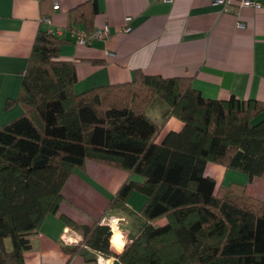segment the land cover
Segmentation results:
<instances>
[{"label":"trees","instance_id":"trees-1","mask_svg":"<svg viewBox=\"0 0 264 264\" xmlns=\"http://www.w3.org/2000/svg\"><path fill=\"white\" fill-rule=\"evenodd\" d=\"M48 1L40 0L43 22ZM99 11L97 0H86L70 9L68 26L84 23L91 34ZM66 42L38 29L20 93L6 104L24 109L0 125V264H25L31 235L58 212L69 177L90 161L128 172L107 210L138 219L124 245L103 216L86 224L66 217L82 233L78 244H63L69 254L95 260L98 252L123 264H264V199L246 191L264 175V100L206 96L190 76L142 69L78 90L77 66L61 53ZM153 108L160 121L148 113ZM172 115L183 127L158 141ZM208 162L247 180L219 184L205 172ZM133 191L145 195L136 212L128 204Z\"/></svg>","mask_w":264,"mask_h":264},{"label":"crops","instance_id":"crops-1","mask_svg":"<svg viewBox=\"0 0 264 264\" xmlns=\"http://www.w3.org/2000/svg\"><path fill=\"white\" fill-rule=\"evenodd\" d=\"M85 1H48L43 9L49 11L51 22H43L40 0H0V125L24 109L20 103L6 104L20 93L23 71L42 25L69 40L62 45L61 53L77 66L78 90L127 81L134 78L136 69H142L163 77L190 76L194 86L206 96L264 100L263 8L243 7L235 13L213 0H97L100 11L90 33L106 25L109 33L100 38L93 36L81 44L74 33L87 30L84 23L68 26L69 11ZM239 21L245 26L239 27ZM99 60L103 62L98 63ZM160 104L158 101L157 105ZM148 113L160 121L158 109ZM182 127L179 117L170 116L157 140ZM206 173L224 185L247 180L246 174L230 173L215 162H208ZM127 175L122 169L93 161L84 170L76 169L63 187L64 198L58 212L48 214L39 230L31 235L25 264H97L98 252L95 260H90L64 249L60 236L66 228L73 235L80 234L65 218L86 224L101 216L119 220L128 217L119 209L107 210L110 197ZM246 191L264 199V175L248 182ZM144 201L145 195L133 191L128 204L138 211ZM126 222L128 227L124 231L128 234L136 224L127 218ZM120 247L123 248L112 249L121 252L124 246ZM103 258L104 264H123L114 256Z\"/></svg>","mask_w":264,"mask_h":264},{"label":"built area","instance_id":"built-area-1","mask_svg":"<svg viewBox=\"0 0 264 264\" xmlns=\"http://www.w3.org/2000/svg\"><path fill=\"white\" fill-rule=\"evenodd\" d=\"M215 3H222L226 10L229 11H237L236 13H239V8L243 7H256V8H262L264 7V0H213ZM55 7H59L58 5H55ZM46 21H50V18L46 17ZM239 27H244L245 23L242 21L238 22ZM51 30V29H50ZM126 30H130L129 27L126 28ZM109 33L108 26H104L103 28L99 29L98 31L88 34L87 32L83 31H75L74 36L76 38V41L78 43L84 44L91 40L93 36L95 37H104ZM100 264H101V257H100Z\"/></svg>","mask_w":264,"mask_h":264},{"label":"rangeland","instance_id":"rangeland-1","mask_svg":"<svg viewBox=\"0 0 264 264\" xmlns=\"http://www.w3.org/2000/svg\"><path fill=\"white\" fill-rule=\"evenodd\" d=\"M103 26V25H102ZM109 54H113V53H109ZM93 162H95V163H101L102 164V162H98V161H93ZM113 167V166H112ZM118 168V167H117ZM119 169H121V168H119ZM122 170H124V169H122ZM127 174H128V172L126 171V170H124ZM206 172V171H205ZM133 177H139L138 178V180H142V177L141 176H138V175H133ZM116 193V192H115ZM114 193V194H115ZM113 196V195H112ZM139 211V210H138ZM123 212V211H122ZM133 212H136V211H133ZM126 214V213H125ZM128 215V217H123L124 219H120L119 220V218L118 217H109V218H105V219H103L102 221H107L108 223H109V225H110V228H111V234H113V232H114V228H113V225H114V223L115 222H117L118 223V230H121L122 232V234H124V236L123 237H125V238H123V242H124V245H126L127 244V234H126V232L124 231V229L126 228V224H127V222L125 223V221H126V218L127 219H129L131 222H132V224H134V223H136V220L138 219L136 216H134V215H129V214H127ZM123 221V222H122ZM128 227V226H127ZM116 231V230H115ZM80 232V231H79ZM82 235V233L80 232V234H78V235H73L72 233H71V231H70V229H65L63 232H62V234H61V236H60V239H61V241H62V243L63 244H70V245H73V244H78V242H81L82 241V238H80V236ZM115 242V241H114ZM110 244H111V247L113 248V249H115V247H114V244H113V242L111 241V235H110ZM97 256H98V260H97V264H100V257H101V259H104L103 257H104V255L103 254H101V253H99V254H97ZM104 261H105V259H104ZM104 261H103V263H102V260H101V264H104ZM43 264H53V263H43Z\"/></svg>","mask_w":264,"mask_h":264},{"label":"bare ground","instance_id":"bare-ground-1","mask_svg":"<svg viewBox=\"0 0 264 264\" xmlns=\"http://www.w3.org/2000/svg\"><path fill=\"white\" fill-rule=\"evenodd\" d=\"M113 228H114L113 236H114L117 240H119L121 243L124 244V242H123V238H125V237H123L124 234L121 233L122 231H121V230H118L119 228H118V223H117V222L114 223ZM115 230H116V231H115ZM113 236H112V238H113Z\"/></svg>","mask_w":264,"mask_h":264},{"label":"clouds","instance_id":"clouds-1","mask_svg":"<svg viewBox=\"0 0 264 264\" xmlns=\"http://www.w3.org/2000/svg\"><path fill=\"white\" fill-rule=\"evenodd\" d=\"M50 22H51V19H50ZM49 31L53 32L52 30H50V28H49Z\"/></svg>","mask_w":264,"mask_h":264}]
</instances>
